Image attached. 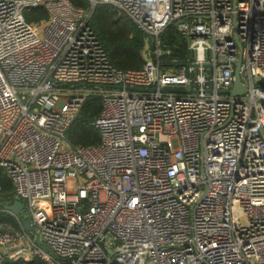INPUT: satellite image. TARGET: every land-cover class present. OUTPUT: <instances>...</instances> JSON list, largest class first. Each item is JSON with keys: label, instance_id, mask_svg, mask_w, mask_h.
<instances>
[{"label": "built area", "instance_id": "1", "mask_svg": "<svg viewBox=\"0 0 264 264\" xmlns=\"http://www.w3.org/2000/svg\"><path fill=\"white\" fill-rule=\"evenodd\" d=\"M87 1L0 0V264H264V0ZM101 4L155 37L140 69L111 63ZM171 25L184 60L165 58ZM92 96L101 140L74 145Z\"/></svg>", "mask_w": 264, "mask_h": 264}, {"label": "trees", "instance_id": "2", "mask_svg": "<svg viewBox=\"0 0 264 264\" xmlns=\"http://www.w3.org/2000/svg\"><path fill=\"white\" fill-rule=\"evenodd\" d=\"M78 7H88L87 0H70ZM26 20L33 23L45 21L48 18L47 10L40 6L28 10ZM91 24L96 37L103 45L111 63L118 69H140L147 61V40L145 32L127 14L119 11L111 5L101 4L93 11ZM163 44L169 49L170 54L166 59L179 58L184 60L190 56L187 49V41L181 35L178 26L171 25L163 33ZM102 99L90 97L80 113L68 128L67 137L74 145H96L101 140L100 131L93 125L100 115ZM3 193L13 198L15 191L8 178H0ZM5 264H46L42 259L35 257L31 262L15 261Z\"/></svg>", "mask_w": 264, "mask_h": 264}, {"label": "water", "instance_id": "3", "mask_svg": "<svg viewBox=\"0 0 264 264\" xmlns=\"http://www.w3.org/2000/svg\"><path fill=\"white\" fill-rule=\"evenodd\" d=\"M149 40H150V43H151L150 46H151V48H153L154 42H155V37L150 36ZM241 62H242V60L240 58L239 61L236 64L234 86H233L232 89H230V91H228L232 95L233 94H244V93L247 92L246 85L242 82L241 75H240V72H239V67L241 65ZM134 89H136L138 91H140V90H153V89H147V88H142V87L134 88ZM162 89L164 91H168V92H178V91H186V90H188L187 87L182 86V85H177V86L168 85V86H164ZM22 205H23L22 202H20L19 200H16L13 205H6L5 207H7L9 210H11V211H13V212H15L17 214H20L21 210L24 207ZM23 225H24V227L27 230H29L31 232L34 231L35 240H36L37 243H40L43 246L47 247V244L40 240L39 233H37L35 231L34 226L31 225L28 220H24Z\"/></svg>", "mask_w": 264, "mask_h": 264}, {"label": "rangeland", "instance_id": "4", "mask_svg": "<svg viewBox=\"0 0 264 264\" xmlns=\"http://www.w3.org/2000/svg\"><path fill=\"white\" fill-rule=\"evenodd\" d=\"M39 29H40V31H42L43 26H42V25H39ZM148 41H149V37H148L147 42H148ZM73 186H74V183L70 181V183H69V187L74 188ZM23 216L26 217V218L28 217V214H27L26 211H24Z\"/></svg>", "mask_w": 264, "mask_h": 264}]
</instances>
